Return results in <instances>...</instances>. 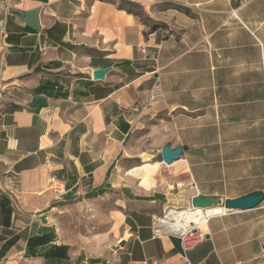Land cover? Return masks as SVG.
<instances>
[{"label":"crops","instance_id":"1","mask_svg":"<svg viewBox=\"0 0 264 264\" xmlns=\"http://www.w3.org/2000/svg\"><path fill=\"white\" fill-rule=\"evenodd\" d=\"M171 2L149 32L113 0H0V264H264V199L224 205L264 195V0ZM147 152L156 185L125 170ZM196 196L224 205L205 239L156 233ZM87 210L98 247L70 231Z\"/></svg>","mask_w":264,"mask_h":264},{"label":"rangeland","instance_id":"2","mask_svg":"<svg viewBox=\"0 0 264 264\" xmlns=\"http://www.w3.org/2000/svg\"><path fill=\"white\" fill-rule=\"evenodd\" d=\"M114 2H116V4L118 6H122L123 5V0H113ZM145 2V6L139 2L141 9L143 10V12H145L146 14H150L153 13L155 16H162L163 13H170L171 9L173 8L174 4L171 2L172 0H170V2H168L167 0H142ZM126 8H130L128 5H125ZM141 9H137L134 8L135 12H140ZM145 150V149H144ZM152 152H147V153H143L142 154V159L137 162V163H128L125 164V170L126 172L128 170H136L141 172L142 174H144L146 172V174L148 176L152 175V177H154L156 179V175L159 173V169L161 167V165H158L154 170H150V168L154 167L155 164L157 162H159V157L157 156H153L151 155ZM148 156L149 160L144 161V157ZM166 167V166H165ZM162 177H163V181L162 183H165V178H170L171 175L168 172V170H162ZM125 182H128L130 185H132L135 189H139L142 190L141 187H139V182L137 179H133L131 177L123 180ZM157 184V179L155 180V183H153V185ZM121 193L118 192L117 194V199H118V204L120 203V197ZM119 208V206H118ZM171 209H178V208H170L168 209L167 212H165L162 217L170 212ZM180 209H188V208H180ZM88 211H90L88 213ZM224 211V205H220V206H213L210 208H207V211L204 213H208V212H212V213H219ZM168 217L171 218V216H169L168 213ZM172 219V218H171ZM173 221V219H172ZM107 222L104 221L103 219V215H98L96 213H92L91 210H87L85 213L79 212L77 213L71 222V227H70V231L72 233H74V235L77 234H85L86 238H89V242L92 243V245H96V247L99 246V241H96L95 239H97V237H99V235H101L102 233L108 232V226H107ZM205 227V226H204ZM94 239V240H93Z\"/></svg>","mask_w":264,"mask_h":264},{"label":"water","instance_id":"3","mask_svg":"<svg viewBox=\"0 0 264 264\" xmlns=\"http://www.w3.org/2000/svg\"><path fill=\"white\" fill-rule=\"evenodd\" d=\"M110 67L98 68L94 71L95 79H103ZM184 153L183 147L171 148L169 144L163 146L162 157L165 164H172L180 159ZM264 199L263 194H253L238 199H228L224 202L227 209H249L258 206ZM222 204V201L213 197L196 196L192 200L193 207L210 208Z\"/></svg>","mask_w":264,"mask_h":264},{"label":"built area","instance_id":"4","mask_svg":"<svg viewBox=\"0 0 264 264\" xmlns=\"http://www.w3.org/2000/svg\"><path fill=\"white\" fill-rule=\"evenodd\" d=\"M10 2L11 6H14V3L19 2L21 0H7ZM164 98V91L161 87L160 82H156L155 85L153 86L150 96H149V102L148 105H151L154 102L160 101ZM190 208H195L193 206L188 207ZM203 211H207V208H201ZM169 213V212H168ZM168 213H166L163 217L157 218V220L154 223V228L157 234L162 235V234H175L179 235L182 237L184 241V245L186 247H191L195 245L197 242L203 240L206 238V233L203 230V223H206V221L209 219L211 215H206L205 219L201 223H193L189 225L186 229L183 231H170V228L165 225V220L172 221L170 217H168Z\"/></svg>","mask_w":264,"mask_h":264},{"label":"bare ground","instance_id":"5","mask_svg":"<svg viewBox=\"0 0 264 264\" xmlns=\"http://www.w3.org/2000/svg\"><path fill=\"white\" fill-rule=\"evenodd\" d=\"M159 163H156L154 167L150 170H154ZM206 215H213L212 212L204 213L200 207L190 208V209H171L169 216L173 221L165 220V225L170 228V231H183L189 225L193 223H201L205 219ZM205 223H203V226Z\"/></svg>","mask_w":264,"mask_h":264},{"label":"trees","instance_id":"6","mask_svg":"<svg viewBox=\"0 0 264 264\" xmlns=\"http://www.w3.org/2000/svg\"><path fill=\"white\" fill-rule=\"evenodd\" d=\"M122 2H123V5L122 6H118V7L120 9H124V10L128 11L129 13H132L135 16H138L139 18H141V20L145 24L150 26L149 32H154L158 28L165 26V24L154 21L148 14L143 12V10L141 9V6H140L139 3L135 2V1H131V0H123ZM114 3L116 4V2H114ZM125 5H128L130 8H126ZM134 8L141 9V11L140 12H135ZM181 9L184 10L186 13H189V9L188 8H181Z\"/></svg>","mask_w":264,"mask_h":264}]
</instances>
